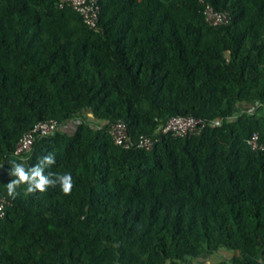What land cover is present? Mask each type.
Listing matches in <instances>:
<instances>
[{
    "label": "trees",
    "instance_id": "trees-1",
    "mask_svg": "<svg viewBox=\"0 0 264 264\" xmlns=\"http://www.w3.org/2000/svg\"><path fill=\"white\" fill-rule=\"evenodd\" d=\"M58 1L0 0V264H176L219 249L264 264V152L247 144L264 141V0H205L231 15L221 27L199 0H101L98 33ZM175 116L219 123L151 152L108 133L123 122L132 140L158 137ZM51 119L56 133L15 155ZM49 154L45 175L71 173V193L10 195L13 164Z\"/></svg>",
    "mask_w": 264,
    "mask_h": 264
},
{
    "label": "built area",
    "instance_id": "built-area-1",
    "mask_svg": "<svg viewBox=\"0 0 264 264\" xmlns=\"http://www.w3.org/2000/svg\"><path fill=\"white\" fill-rule=\"evenodd\" d=\"M202 6V13L207 23L212 27L226 26L231 22V15L226 11H217L205 0H199ZM101 0H59L58 7H71L82 18L83 23L94 32H101L100 14ZM219 121L208 123L202 119L190 116H175L170 118L165 124L160 126L158 137L140 136L137 140H132L129 129L123 122L113 123L108 128V133L113 143L123 149H137L151 152L161 136L172 138H192L201 135L209 126L218 124ZM58 130L56 120H46L37 123L30 131L26 132L18 141L15 148V155H23L31 151L37 137L50 136ZM247 144L252 152H264V141L255 132L247 140ZM8 202L0 194V219L6 215Z\"/></svg>",
    "mask_w": 264,
    "mask_h": 264
},
{
    "label": "clouds",
    "instance_id": "clouds-1",
    "mask_svg": "<svg viewBox=\"0 0 264 264\" xmlns=\"http://www.w3.org/2000/svg\"><path fill=\"white\" fill-rule=\"evenodd\" d=\"M55 164V157L49 154L43 157L35 166L25 170L22 163L13 164L11 175L16 179L8 183L9 194L15 193V188L21 184L28 185L27 191L32 192H45L49 187H56L59 184L60 189L65 194H70L73 188V177L71 173H64L54 175L49 173L45 175V168Z\"/></svg>",
    "mask_w": 264,
    "mask_h": 264
},
{
    "label": "crops",
    "instance_id": "crops-1",
    "mask_svg": "<svg viewBox=\"0 0 264 264\" xmlns=\"http://www.w3.org/2000/svg\"><path fill=\"white\" fill-rule=\"evenodd\" d=\"M236 255L233 251H228L226 249H219L217 252L212 254H204L197 258L187 259L185 262H180L176 264H230L233 257Z\"/></svg>",
    "mask_w": 264,
    "mask_h": 264
},
{
    "label": "rangeland",
    "instance_id": "rangeland-1",
    "mask_svg": "<svg viewBox=\"0 0 264 264\" xmlns=\"http://www.w3.org/2000/svg\"><path fill=\"white\" fill-rule=\"evenodd\" d=\"M240 108L243 110H248V111H250V112H253L254 110H255V108H256V105H245V106H240ZM87 118H91L90 116L89 117H87ZM91 120V119H90ZM78 124V122H74L72 125H70L69 127H68V131H70V132H72V131H74V129H75V125H77Z\"/></svg>",
    "mask_w": 264,
    "mask_h": 264
}]
</instances>
